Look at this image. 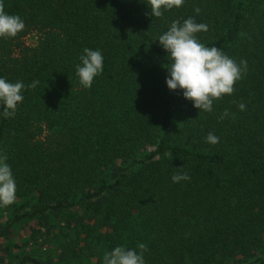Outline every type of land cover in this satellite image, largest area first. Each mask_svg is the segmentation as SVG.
Segmentation results:
<instances>
[{"label":"trees","instance_id":"obj_1","mask_svg":"<svg viewBox=\"0 0 264 264\" xmlns=\"http://www.w3.org/2000/svg\"><path fill=\"white\" fill-rule=\"evenodd\" d=\"M3 3L25 28L0 38V78L25 88L13 117L0 107V158L16 182L0 238L36 219L35 234L59 230L44 240L48 255L69 247L80 264L139 243L145 264H264V0H184L159 18L147 0ZM188 18L208 26L200 43L247 61L210 113L166 84L158 37ZM86 47L104 58L91 88L76 75ZM183 172L190 179L174 183Z\"/></svg>","mask_w":264,"mask_h":264},{"label":"clouds","instance_id":"obj_2","mask_svg":"<svg viewBox=\"0 0 264 264\" xmlns=\"http://www.w3.org/2000/svg\"><path fill=\"white\" fill-rule=\"evenodd\" d=\"M184 0H147L150 5V15L157 18L163 15L162 10H171L183 5ZM200 12L199 8L195 9ZM25 23L19 15L5 12L3 0H0V38H15L23 29ZM204 23H196L188 18L181 24L178 20L171 23L170 28L159 35V44L166 50L170 63L167 66L166 84L169 90L182 91L183 97L191 101L197 109L212 112L213 102L225 95H232L235 84L247 72V61L239 64L222 50L213 46L207 47L200 43L196 34L207 31ZM80 56L81 64L76 65V75L84 88H91L96 76L103 72V55L99 50L84 48ZM38 82L34 81L28 88H34ZM25 85L22 82H8L0 78V107L3 116L11 118L15 115L17 105L23 101L21 94ZM71 90V89H70ZM241 111L245 105H238ZM225 109L219 119L228 116ZM206 142L216 144L219 137L211 131L205 138ZM7 157L0 158V207H8L16 200V182ZM186 172L175 173L172 181L189 180ZM138 249L116 246L103 256V264H145L144 253L148 250L144 243L138 244Z\"/></svg>","mask_w":264,"mask_h":264},{"label":"rangeland","instance_id":"obj_3","mask_svg":"<svg viewBox=\"0 0 264 264\" xmlns=\"http://www.w3.org/2000/svg\"><path fill=\"white\" fill-rule=\"evenodd\" d=\"M36 41L37 36L35 33H30L23 39V42L28 46H34ZM0 214H3L2 222L6 225L8 219L7 213L5 211L2 212L0 209ZM52 216L53 214H51L50 217ZM50 217L47 218V224L50 222ZM36 226H38V221L36 219H31L29 221L25 220L19 222L9 228L5 237L2 236V238H0V264H19L20 259L16 258H19V255L23 256L25 254L37 256L48 264H80V262H77L78 258L70 253L71 251L69 247H66L65 249L64 247H61L55 252L52 251V253H50L51 255H48L47 252L50 248L47 245L46 247H43L44 240L48 241L49 239H52L59 230L58 228L53 227L51 229L43 227L41 233L35 234L32 230ZM7 245H9L8 249H6ZM26 264L35 263L28 262Z\"/></svg>","mask_w":264,"mask_h":264}]
</instances>
